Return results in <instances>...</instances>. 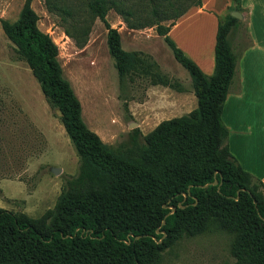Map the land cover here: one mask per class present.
<instances>
[{"label":"trees","instance_id":"1","mask_svg":"<svg viewBox=\"0 0 264 264\" xmlns=\"http://www.w3.org/2000/svg\"><path fill=\"white\" fill-rule=\"evenodd\" d=\"M132 1L83 0L80 9L53 7L84 36L97 18L107 26L108 52L120 77L140 60L137 53L122 49L119 32L107 24L111 10L129 29L155 25L187 71L196 108L162 121L144 136L138 128L132 130L135 158L105 144L85 124L81 103L58 61V48L38 28L30 0L16 21L0 19L18 60L27 64L47 104L59 114L79 161L77 174L64 180L54 208L40 218L0 208V264H160L163 252L182 237L211 229L232 235L236 264H264V185L231 155L221 119L240 55L229 37L242 22L227 15L218 24L214 73L206 76L168 36L175 22L201 0L176 12L171 10L178 0L159 4L154 22L136 18L126 7ZM231 1L233 11L241 12V1ZM249 44L245 34L242 49ZM158 84L185 91L183 83L167 77H159ZM215 180L217 185L212 184ZM171 207L176 210L170 214Z\"/></svg>","mask_w":264,"mask_h":264},{"label":"rangeland","instance_id":"2","mask_svg":"<svg viewBox=\"0 0 264 264\" xmlns=\"http://www.w3.org/2000/svg\"><path fill=\"white\" fill-rule=\"evenodd\" d=\"M183 1L178 0L171 11H179L196 0ZM82 2L30 0V5L38 28L58 48V61L81 103L87 127L108 146L135 158L136 151L130 145L132 130L138 128L144 136L164 115L161 107L154 106L159 89L164 88L158 84L159 77L180 81L176 76L189 75L157 34L155 25L129 29L123 17L111 10L106 16L107 24L119 32L123 50L137 53L140 60L133 71L120 77L108 52L107 26L97 18L84 36L53 7L65 4L80 9ZM24 3L25 0H0V19L16 21ZM159 4L167 5L168 0H156L154 5L150 0H135L126 7L136 12V18L154 22ZM135 16L131 17L133 22ZM237 36L234 32V43ZM183 84L185 91L192 90L190 82ZM168 92L177 91L168 88ZM183 115L185 112L176 117ZM78 166L59 114L49 107L27 64L18 60L0 26V208L40 218L54 208L64 180L75 176ZM232 240V235L217 229L182 237L163 252L160 264H236Z\"/></svg>","mask_w":264,"mask_h":264},{"label":"crops","instance_id":"3","mask_svg":"<svg viewBox=\"0 0 264 264\" xmlns=\"http://www.w3.org/2000/svg\"><path fill=\"white\" fill-rule=\"evenodd\" d=\"M240 1L242 25L234 31L237 42L234 43V34L229 37L233 51L240 55L221 119L228 130L231 155L244 171L264 185V0ZM233 9L231 0H201L199 7L189 9L168 32L176 47L206 76L214 73L218 24ZM245 34L250 44L242 49ZM176 77L183 83L190 82L184 73L181 78ZM159 94L154 106L161 107L164 115L158 124L184 112L186 115L197 106L193 90L169 93L164 87Z\"/></svg>","mask_w":264,"mask_h":264},{"label":"water","instance_id":"4","mask_svg":"<svg viewBox=\"0 0 264 264\" xmlns=\"http://www.w3.org/2000/svg\"><path fill=\"white\" fill-rule=\"evenodd\" d=\"M231 16L237 19H241V15L238 12H232ZM213 185H217V181L215 180L213 183ZM178 207H181V205H179ZM170 214L173 213L176 209L174 207L170 208Z\"/></svg>","mask_w":264,"mask_h":264}]
</instances>
